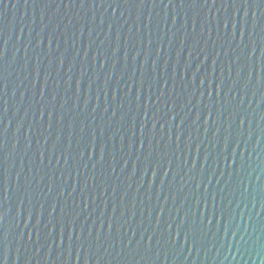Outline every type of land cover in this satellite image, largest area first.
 Here are the masks:
<instances>
[{
    "label": "water",
    "instance_id": "water-1",
    "mask_svg": "<svg viewBox=\"0 0 264 264\" xmlns=\"http://www.w3.org/2000/svg\"><path fill=\"white\" fill-rule=\"evenodd\" d=\"M0 264H264V0H0Z\"/></svg>",
    "mask_w": 264,
    "mask_h": 264
}]
</instances>
